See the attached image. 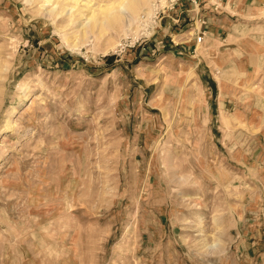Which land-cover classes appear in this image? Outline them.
Returning a JSON list of instances; mask_svg holds the SVG:
<instances>
[{"label": "rangeland", "instance_id": "obj_1", "mask_svg": "<svg viewBox=\"0 0 264 264\" xmlns=\"http://www.w3.org/2000/svg\"><path fill=\"white\" fill-rule=\"evenodd\" d=\"M0 264H264V0H0Z\"/></svg>", "mask_w": 264, "mask_h": 264}, {"label": "crops", "instance_id": "obj_2", "mask_svg": "<svg viewBox=\"0 0 264 264\" xmlns=\"http://www.w3.org/2000/svg\"><path fill=\"white\" fill-rule=\"evenodd\" d=\"M220 33L221 30L214 28L203 31L204 37L201 43V45L205 46L207 44L214 45L217 43L218 50L221 51V57L218 62L211 64L212 69L209 68L208 70L211 73L212 79L217 84V88L219 84L229 87L228 83L234 84L237 80L241 79L240 77H245L247 74H250L253 78L255 73H259L263 65H261V59L257 50L258 37L255 35L249 37L252 48L247 49L243 44L245 40H242L243 38L237 34V30L229 32L225 39L221 38ZM206 53L209 54L210 51L206 50ZM213 70L217 72V75L212 73ZM216 76L218 80L215 78ZM235 76L236 79L234 78Z\"/></svg>", "mask_w": 264, "mask_h": 264}, {"label": "built area", "instance_id": "obj_3", "mask_svg": "<svg viewBox=\"0 0 264 264\" xmlns=\"http://www.w3.org/2000/svg\"><path fill=\"white\" fill-rule=\"evenodd\" d=\"M198 39V42H200L201 41V38L199 37V38H197Z\"/></svg>", "mask_w": 264, "mask_h": 264}]
</instances>
